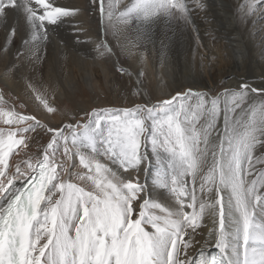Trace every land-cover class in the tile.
I'll use <instances>...</instances> for the list:
<instances>
[{
    "label": "snow or ice",
    "instance_id": "obj_1",
    "mask_svg": "<svg viewBox=\"0 0 264 264\" xmlns=\"http://www.w3.org/2000/svg\"><path fill=\"white\" fill-rule=\"evenodd\" d=\"M98 2L103 17L104 0ZM34 3L35 6L32 0H0V18L6 20L11 13L22 11L33 39H37L41 35L47 38L50 25L57 26L63 18L78 12V9L56 6L54 0H34ZM96 3L97 0H93V4ZM261 4L264 0H250L244 6L245 15L253 13ZM133 14L143 21L159 15L179 14L187 18L188 7L184 0H134L121 15ZM108 15H112L110 8ZM11 34H15L14 29ZM104 47L101 45L102 49ZM249 90L264 96V89L242 84L239 91L231 94V104L224 109L222 132L215 124L220 114L219 97L211 100L210 110L205 109L206 101L200 97L193 119L207 111L203 149L200 147L201 130L187 116L191 106L181 103L176 107L175 103L192 93L177 92L170 99H159L155 104H137L124 109L94 108L86 113L87 123L84 124L47 126L50 140L43 149L42 159L35 164L28 163L31 171L21 172L18 164L12 175L9 174L10 156L18 152L20 146H29L25 134L43 129L45 125L35 116L0 111L5 124L25 125L9 131L6 138L0 132V178H3L0 179V200L6 201L0 203V264H264V194L258 190L256 180L246 181L253 170V149L261 141L254 121L243 125L235 120L232 124L229 122V113L241 108ZM41 102L48 112L54 111L47 102ZM259 111L264 113V103ZM81 129L84 130L83 142L77 139ZM65 130L72 136L71 145ZM212 130L218 132V150L208 139ZM259 131L264 136V119L260 121ZM17 134H20L19 139L15 138ZM142 137L150 142L157 155L158 149L163 148L177 159L179 171H173L170 183L167 177L157 180L159 187L167 189L174 197L178 205L175 210L146 198L147 189L139 175L114 183L102 176L110 169L80 152L84 147L96 153L99 143L103 146L100 154L118 163L125 172L138 173L148 159L147 152L140 151ZM61 139L62 158L72 160L75 149L84 168L91 171L94 165L97 175L88 179L95 185V191H85L62 177V172L70 173L63 163L56 162ZM209 152L211 165L200 187L202 192L214 191L215 196L200 202L197 209V198L194 192H188L182 177L195 178ZM256 162L264 164L261 160ZM111 175L116 177L117 174L112 172ZM21 176L24 183L16 187L15 179ZM260 187L264 188V177ZM56 193L59 197L54 199ZM149 208L159 209L163 215L146 212ZM205 215L211 216L216 226L214 239L219 258H209L203 250L198 254L194 249L189 252L196 243L195 236ZM145 225H150L152 231L146 230ZM42 240L45 242L41 244Z\"/></svg>",
    "mask_w": 264,
    "mask_h": 264
},
{
    "label": "bare ground",
    "instance_id": "obj_2",
    "mask_svg": "<svg viewBox=\"0 0 264 264\" xmlns=\"http://www.w3.org/2000/svg\"><path fill=\"white\" fill-rule=\"evenodd\" d=\"M133 2L104 0L105 15L101 17L98 0L96 4H93V0H54L56 6L78 9V12L63 18V22L57 26L50 25L47 38L41 35L33 39V32L22 11L11 13L6 20L0 18V111L35 116L45 125L43 129L25 134L29 146H20L19 151H14L10 156V175L16 172L18 164L21 172L31 171L28 163L35 164L42 159L43 149L50 140L47 126L87 123L86 113H91L94 108H134L137 104H155L159 99H170L177 92L190 91L192 94L187 99L175 102L176 107L181 103L190 105L187 116L203 133L207 111L197 114L193 119L195 106L200 103L202 96L206 101L205 109L210 110L211 100L219 97L220 114L215 124L217 130L222 132L224 109L231 104V94L239 91L242 84L264 89V8L259 7L255 13L245 15L244 6L250 1L184 0L188 7L187 18L179 14L172 17L159 15L150 21H143L134 14L121 15L127 12ZM32 3L35 6L34 0ZM202 6L207 9L205 14L198 10ZM109 8L111 17L108 15ZM261 18L263 20L258 21ZM135 22L138 26L134 29ZM13 29L14 35L11 34ZM101 45L105 47L102 49ZM40 93L54 101L62 98L72 100L74 97L82 100L77 106L71 101L74 107L72 112L64 113L60 107H57V112H48L39 100ZM262 103L264 96L249 90L241 108L229 113V122L232 124L235 120L243 125L254 121L257 125L256 135L261 143H257L253 149V170L251 175L246 176V181L250 183L256 180L258 190L264 194V188L260 187L264 164L256 162L264 161V136L259 131L260 121L264 119V113L259 111ZM48 106L52 108L50 103ZM23 126L5 124L0 118L2 130L15 131ZM217 130H212L208 139L210 142L215 140L213 144L218 150L220 141ZM65 135H69L67 130ZM83 136L84 130L81 129L78 141L83 142ZM15 138L19 139L20 134ZM71 141L72 136L69 135L70 145ZM62 145L61 139L56 162L63 163L70 173L62 172V177L69 180L75 174L82 175L72 170L83 168L75 149L69 161L62 158ZM97 149L93 153L90 148L82 147L80 152L101 160L110 169L108 179L112 180V172L124 182L139 175L140 182L147 189L146 198L172 210L178 207L171 193L160 188L157 183L159 177H167L170 183L169 174H173L174 170L179 171L177 159L163 148L158 149L157 155L150 142L144 141L142 137L140 151L142 154L146 151L148 159L138 173L125 172L118 163L100 154L103 146L99 143ZM86 158L90 159L88 156ZM210 165L209 152L195 178L191 175L182 177L188 192H194L197 198V209L200 202L214 199L215 196L214 191L202 192L200 187ZM145 168L148 170L145 171ZM91 171H96L94 165ZM22 182L23 177H17L16 187ZM58 197L59 193H56L54 199ZM5 202L0 200V203ZM145 211L163 215L159 209L149 208ZM260 219L258 217V222ZM215 227L213 218L205 215L195 236L196 243L189 248V252L192 253L194 249L197 254L203 250L210 256L211 250L218 249L214 239ZM145 228L152 231L150 225H145ZM44 242L42 240L41 244Z\"/></svg>",
    "mask_w": 264,
    "mask_h": 264
},
{
    "label": "rangeland",
    "instance_id": "obj_3",
    "mask_svg": "<svg viewBox=\"0 0 264 264\" xmlns=\"http://www.w3.org/2000/svg\"><path fill=\"white\" fill-rule=\"evenodd\" d=\"M246 1H250V0H246ZM117 5V4H116ZM197 5V4H196ZM198 6V5H197ZM259 7H262V8H264V4H261V5H259L257 8H259ZM198 10H200V12L201 13H203V14H205L206 12H207V9H205L203 6L202 7H199V9ZM256 12V10L253 12V13H255ZM261 20H263V18H261V19H259L258 21H261ZM138 26V23L137 22H135V23H133V28L135 29L136 27ZM146 36H148L147 37V39L149 38V35H148V32L146 31ZM86 91V90H85ZM88 94H89V92L88 91H86ZM40 95H41V97L39 98V100H40V102L41 101H45V102H48V103H50L51 105H52V108H54V112H57V107H60L61 108V110L64 112V113H68V112H72L73 111V106H72V104H71V101L72 102H74L75 103V105L77 106L80 102H81V98H72V100H67V99H60V101H54L53 99H51V98H49V97H47V95H45V94H43V93H40ZM46 96V97H45ZM51 99V100H50ZM50 101V102H49ZM42 103V102H41ZM47 103V104H48ZM205 119V118H204ZM9 131H11V130H9V129H0V132H3L4 133V135H5V138H6V135H7V133L9 132ZM202 134V133H201ZM161 138V140L163 139V137H160ZM201 141H202V148H204L205 147V145H204V143H203V137L201 138ZM215 141V140H214ZM214 141H212L211 143L213 144V142ZM89 157L91 160H93V161H98V162H100L101 164H102V162H101V160H99V159H97V158H94V155H86V157ZM91 156V157H90ZM165 159V158H164ZM78 169V168H77ZM72 170L73 171H75V173H77V172H80V173H82V175H80V176H78L79 174H75V176L72 178V179H69L68 181L69 182H72V183H75V184H77L79 187H82V188H84L85 189V191H93V190H95V185L93 184V182L90 180V179H88V177L89 176H93V177H96V171H88L87 170V168H81V170L80 169H78L79 171H77L75 168H72ZM93 172V173H92ZM89 174V175H88ZM105 174V175H104ZM102 176H107V177H109L108 176V172L107 173H103V175ZM77 177V178H76ZM82 177V178H81ZM169 177H171V174H169ZM82 179V180H81ZM112 181L114 182V183H120V182H124V181H121L120 179H118L117 177H113L112 178ZM192 193V192H191ZM190 193V194H191Z\"/></svg>",
    "mask_w": 264,
    "mask_h": 264
}]
</instances>
